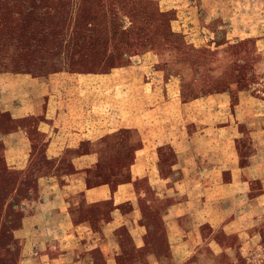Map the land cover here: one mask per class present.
<instances>
[{
  "label": "crops",
  "instance_id": "0c3cea01",
  "mask_svg": "<svg viewBox=\"0 0 264 264\" xmlns=\"http://www.w3.org/2000/svg\"><path fill=\"white\" fill-rule=\"evenodd\" d=\"M216 20L217 50L248 37ZM254 45L242 76L221 63L206 86L148 54L113 68L98 132L65 123L42 77L0 73L3 156L52 161L28 214L38 264H264V35Z\"/></svg>",
  "mask_w": 264,
  "mask_h": 264
},
{
  "label": "rangeland",
  "instance_id": "374dc122",
  "mask_svg": "<svg viewBox=\"0 0 264 264\" xmlns=\"http://www.w3.org/2000/svg\"><path fill=\"white\" fill-rule=\"evenodd\" d=\"M215 2L234 8L223 11ZM220 16L235 17L228 28L233 38L248 37L220 50L211 46ZM259 35L264 0H0V73L42 77L70 117L65 123L98 132L118 98L113 68L148 54L155 69L185 65L206 86L221 63L242 76ZM220 74L224 80L226 72ZM16 125L6 127L14 131ZM51 163L6 157L0 148V264H38L35 248L28 247L37 229L29 217L36 209L31 198Z\"/></svg>",
  "mask_w": 264,
  "mask_h": 264
}]
</instances>
